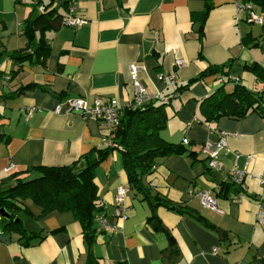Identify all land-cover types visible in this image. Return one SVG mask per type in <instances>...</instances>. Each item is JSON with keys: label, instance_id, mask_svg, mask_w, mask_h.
Returning <instances> with one entry per match:
<instances>
[{"label": "crops", "instance_id": "crops-1", "mask_svg": "<svg viewBox=\"0 0 264 264\" xmlns=\"http://www.w3.org/2000/svg\"><path fill=\"white\" fill-rule=\"evenodd\" d=\"M39 2L48 0H0V134L6 136L0 142V184L7 186L11 174L34 167L68 166L81 158L83 165V157L110 146L112 132L101 122L56 108L79 97L90 105L98 98H115L124 106L134 96L129 70L136 65L153 100L168 102L160 137L175 149L185 146L182 154L174 149L158 158L143 182L152 196L186 212L158 207L157 217L168 234L155 229L149 221L151 203L130 188L122 155L114 151L96 170L95 182L98 203L108 221L117 223V232H102L96 223L90 243L72 212L53 211L37 221L44 239L29 247L17 234L0 236V264H264V116L254 112L243 119L206 122L201 101L224 84L220 75L193 81L210 66L232 64L231 77L250 90H264L243 67L264 69V0L252 3L262 23L249 22L239 11L247 0H72L73 16L85 23L45 33L51 53L44 65L15 62L8 54L28 47L22 24L34 9L43 13ZM62 14L70 17L69 11ZM179 61L184 64L178 66ZM169 74H175V81L161 79ZM190 82L188 89L178 91ZM232 84L225 86L227 92ZM22 88L27 89L17 95ZM220 132L227 133L228 151L215 171L202 147ZM234 167L245 173L246 198L238 201L242 189L234 186L227 199H218L216 212L189 194L216 196L221 185H233ZM120 187L127 189L125 220L115 218ZM27 205L40 216V207L30 201ZM173 248L178 255L167 259L165 253Z\"/></svg>", "mask_w": 264, "mask_h": 264}, {"label": "trees", "instance_id": "trees-1", "mask_svg": "<svg viewBox=\"0 0 264 264\" xmlns=\"http://www.w3.org/2000/svg\"><path fill=\"white\" fill-rule=\"evenodd\" d=\"M247 1L250 4L262 0ZM39 3L43 13L38 14L34 9L30 17L22 24L23 35L28 39V47L8 54V57L15 62L44 65L51 53L45 33L59 29L66 20L62 11L68 12L72 6V0H48L46 3ZM208 13L209 10L203 13L201 20V39L204 36V25ZM243 67L264 84L262 67L256 64H243ZM231 70L232 64L221 67L210 66L193 80L220 75L224 84L201 101L200 111L206 122H216L223 117L243 119L254 112L264 116V90L259 92L241 85L238 77L230 76ZM231 81L233 88L227 92L225 86ZM190 84L191 82L181 86L178 91L188 89ZM25 89L27 88L20 89L17 95H21ZM160 101L162 100H151L137 108L125 107L122 110L120 126L112 131L111 145L105 149L93 150L83 157L85 160L83 165L80 163L81 158L68 166H40L11 174L6 183L7 186L0 184V236L17 234L20 236L22 245L29 247L34 242L44 239L37 224L40 218L53 211L72 212L83 227L87 240L93 243L96 238L95 217L104 214V206L98 203L96 170L114 151H119L122 155L130 188L151 203L153 212L149 219L150 223L155 229L168 234L167 229L157 217L156 209L164 206L180 213L186 211L183 208L178 209L179 206L173 205L160 196H152L143 182V177L153 171L157 159L173 154L175 149L172 144L160 137L168 120L166 113L168 102L158 103ZM5 139L6 136L0 134V142ZM234 186H236L234 183L221 185L217 198L227 199L229 190ZM29 201L41 208L40 216L35 217L27 205ZM168 237L172 244L173 238L171 235ZM177 252V249L173 248L165 255L168 259V257H176Z\"/></svg>", "mask_w": 264, "mask_h": 264}, {"label": "built area", "instance_id": "built-area-1", "mask_svg": "<svg viewBox=\"0 0 264 264\" xmlns=\"http://www.w3.org/2000/svg\"><path fill=\"white\" fill-rule=\"evenodd\" d=\"M239 11H244L247 15V20L251 23H262V18L254 14L253 11V4H247L245 6H240ZM75 9L73 6L69 9L70 17H68L64 24L65 26L70 27H81L85 20L74 17L73 14ZM184 63L183 61L177 62L178 66H182ZM130 76L132 79V83L134 86V96L131 102L125 104L124 106L118 99H103L98 98L94 101L92 105H90L84 98H74L68 101L66 107L62 104H59L56 108V112L60 113L63 109H65L66 113L78 112L84 118H90L96 121L101 122L104 127L109 131H114L120 126L121 121V114L122 110L125 107L137 108L147 102H150L154 98L148 93L147 89L142 85L138 78L139 68L136 65L130 67ZM175 74L169 75H161V79L166 82H173L175 81ZM9 80V78H7ZM34 114V110L30 109L27 112V116L31 118ZM184 143L187 144L188 140H184ZM228 151V144H227V133L220 132L219 137L217 140H207L204 142L202 147V152L206 157L209 167L212 170L219 171L221 169L220 164V156L222 153ZM230 177L232 182L239 186L242 191L238 195V201L246 198L245 194V173L238 170L237 167H234L230 171ZM126 194L127 189L124 187H120L117 190V195L115 199V218L117 220H125L128 215V206L126 203ZM189 194L199 198L202 206L206 209L213 210L216 212H220L219 210V200L217 196H214L208 192L204 191H190ZM105 209V208H104ZM260 223L264 222V212L260 210ZM1 219V216H0ZM96 223L99 225V229L102 232L106 233H115L119 230L117 223H110L103 213L99 214L95 217Z\"/></svg>", "mask_w": 264, "mask_h": 264}, {"label": "water", "instance_id": "water-1", "mask_svg": "<svg viewBox=\"0 0 264 264\" xmlns=\"http://www.w3.org/2000/svg\"><path fill=\"white\" fill-rule=\"evenodd\" d=\"M185 149V146L183 145L182 147L180 148H176L175 151L178 153V154H182L183 152H181V150H184Z\"/></svg>", "mask_w": 264, "mask_h": 264}]
</instances>
